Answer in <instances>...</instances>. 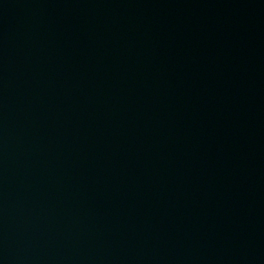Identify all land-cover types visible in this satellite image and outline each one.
<instances>
[{"label":"water","instance_id":"water-1","mask_svg":"<svg viewBox=\"0 0 264 264\" xmlns=\"http://www.w3.org/2000/svg\"><path fill=\"white\" fill-rule=\"evenodd\" d=\"M0 264H264V0H0Z\"/></svg>","mask_w":264,"mask_h":264}]
</instances>
